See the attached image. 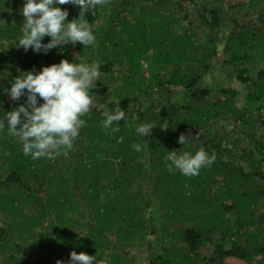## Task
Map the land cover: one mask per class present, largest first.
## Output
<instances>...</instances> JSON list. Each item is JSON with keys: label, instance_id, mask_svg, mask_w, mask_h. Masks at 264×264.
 <instances>
[{"label": "trees", "instance_id": "1", "mask_svg": "<svg viewBox=\"0 0 264 264\" xmlns=\"http://www.w3.org/2000/svg\"><path fill=\"white\" fill-rule=\"evenodd\" d=\"M23 3L0 0V110L25 102L5 91L20 71L97 60L101 75L66 153L33 160L0 129V264L72 251L92 264H264V0H104L87 14L95 46L46 52L13 45ZM219 70L248 87L250 108L214 95ZM116 101L124 119L105 130ZM140 122L155 126L141 137ZM198 147L214 155L198 175L168 171V151Z\"/></svg>", "mask_w": 264, "mask_h": 264}, {"label": "clouds", "instance_id": "2", "mask_svg": "<svg viewBox=\"0 0 264 264\" xmlns=\"http://www.w3.org/2000/svg\"><path fill=\"white\" fill-rule=\"evenodd\" d=\"M70 3L79 9V15L72 20L67 19L68 10L60 7ZM103 3L104 0H24L19 9L24 20L13 45L23 47L25 51L31 47L37 52H46L65 43L95 46L96 35L87 14ZM45 35L50 39L42 43ZM100 67L97 60L81 63L61 59L58 63L42 66L39 71H20L9 81L10 87L5 91L13 101L21 96H26V100L10 110H0V129H6L17 139L22 153L33 160L66 153L73 148L80 129L86 124L82 117L91 110L93 95L90 90L100 80ZM38 97L42 102H38ZM124 116V110L118 105L107 112L102 127L110 129ZM154 126L140 122L135 131L143 137ZM186 140L188 138L180 134L177 142L183 145ZM131 147L135 151L141 150L140 143L134 142ZM165 159L169 172L179 170L185 176H196L202 167L213 162L214 155L203 147H198L195 152L185 150L181 153L173 149L168 151ZM95 259L85 252L72 251L69 261L57 259L56 264H92Z\"/></svg>", "mask_w": 264, "mask_h": 264}, {"label": "rangeland", "instance_id": "3", "mask_svg": "<svg viewBox=\"0 0 264 264\" xmlns=\"http://www.w3.org/2000/svg\"><path fill=\"white\" fill-rule=\"evenodd\" d=\"M210 87L215 96L220 98L232 100L240 109L245 107L250 108L251 106L247 104L246 94L248 87L245 84H242L238 80L232 78L230 79L225 73H222L221 70L216 72L212 78H210ZM227 89L225 92H221L222 89ZM254 113H256L254 111ZM233 124V122L231 123ZM229 217H232L230 214H227ZM223 233L219 237L222 236ZM224 236V235H223ZM218 237V240H219ZM226 237V236H225ZM206 249V248H205ZM202 252L203 255H209L212 253L213 248L209 246L206 250ZM229 264H245L237 260H229Z\"/></svg>", "mask_w": 264, "mask_h": 264}]
</instances>
